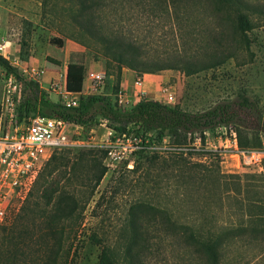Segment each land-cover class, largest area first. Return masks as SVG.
Masks as SVG:
<instances>
[{
	"label": "rangeland",
	"instance_id": "1",
	"mask_svg": "<svg viewBox=\"0 0 264 264\" xmlns=\"http://www.w3.org/2000/svg\"><path fill=\"white\" fill-rule=\"evenodd\" d=\"M248 2L255 6V11H243L253 24L244 39L235 28L237 11L214 13L206 0H184L176 9L170 0H107L102 14L104 26L97 34V26L94 27L90 35L79 29L76 7L65 0H0V44L6 45L7 60L19 75L16 77L11 73L19 82V102L33 98L35 91L30 85L33 81L45 90L48 100L61 104L63 95L58 90L53 91L51 79L69 65L82 64L86 65L83 95L109 96L115 101L112 94L114 78L105 74L103 84L94 85L87 79V73H105V59L99 52L98 37L118 35L123 42L136 46L140 57L150 59V62L166 60L176 67L156 72L157 83L145 93H137L139 99L145 97L166 103L160 93L161 88H166L175 98L171 105L197 113L245 94L258 103L264 116V0ZM75 41H81L89 48ZM227 55L231 57H225ZM221 60L222 63L211 65ZM30 67L42 69L44 74L37 78L26 76L23 70ZM147 78L156 81L155 77ZM4 93L5 84L0 77V108ZM129 101L133 106L136 101L133 92H129ZM106 128H110L108 123L100 120L82 128L79 139L101 144ZM262 141L264 145V136ZM190 142L187 138L186 144ZM88 149L102 150L79 147L58 151L73 158ZM174 157L185 158L189 165L203 163L208 172L196 168L198 174L193 177L188 167H168ZM133 160L138 164L137 172L126 167L127 161L107 170L86 206L83 226L67 264H99L101 246L90 236L100 232L103 219L101 227L105 242L115 246L128 206L137 198L163 208L183 223L201 220L210 211L205 212L207 207H211L213 226L218 231L224 230L229 223H237L245 213L234 198L226 195L223 180L233 174H252L253 170H235L223 156L204 158L199 153L149 151L136 154ZM233 185L234 182H227L230 190ZM104 192L109 203L101 208L102 211L94 213V204ZM17 212L15 210L6 218L5 224L12 222ZM35 213L39 214V210ZM251 253L249 248L230 246L223 264H264L263 257L249 258ZM145 264L206 263L191 249L169 240L158 252L149 255Z\"/></svg>",
	"mask_w": 264,
	"mask_h": 264
},
{
	"label": "trees",
	"instance_id": "2",
	"mask_svg": "<svg viewBox=\"0 0 264 264\" xmlns=\"http://www.w3.org/2000/svg\"><path fill=\"white\" fill-rule=\"evenodd\" d=\"M65 1L75 5V18L82 32L90 35L96 26L95 34L101 32L104 26L102 14L107 0ZM182 1L170 0V4L176 9ZM206 1L212 5L214 13L236 10L235 28L246 39V33L252 30L253 24L245 12L255 11L252 3L248 0ZM98 41L99 52L105 59V74L114 78L112 94L116 98L123 68L135 72L136 77L176 69L166 60L150 62V59L140 57L138 48L130 42H123L118 35L112 38L99 36ZM75 42L89 48L81 41ZM220 63L222 60L212 62L211 65ZM0 68L19 76L17 70L1 56ZM84 75L85 69L82 66L69 65L66 70V89L81 92ZM30 85L35 91L33 98L22 100L17 106L21 119L39 114L82 128L105 120L118 134H134L143 142L148 140L150 144L167 139L170 145L178 146L185 145L189 135L197 133L202 136L218 125H230L237 132L241 148L263 147L264 116L258 103L245 94L238 95L233 101L216 104L206 111L192 113L178 105L145 97L123 110L118 107L116 100L98 94L81 95L77 107H66L48 100L45 90L37 82L30 81ZM104 157V150L90 149L78 152L73 158L59 151L50 155L38 172L24 204L13 215L12 222L0 225V264L68 263L83 226L86 206L107 172ZM167 166L188 167L193 177L198 174L196 168L208 172L203 163L189 165L183 157H174ZM138 170L134 160L130 171ZM227 178L223 180L226 195L234 198L238 206L245 210L237 223H229L224 230H215L211 207H207L205 212L208 209L210 211L201 220L183 223L163 208L137 198L128 206L115 246L105 242V233L101 227L103 219L100 232L90 236L101 246L99 264H145L147 257L158 252L169 240L178 241L183 247L191 249L203 257L206 264H223L230 246L249 248L252 252L249 258H264V162L262 172L233 174ZM200 181L205 182L202 179ZM227 182H234L233 190L227 187ZM108 203L104 192L95 202L93 212L102 211ZM35 210H39V214Z\"/></svg>",
	"mask_w": 264,
	"mask_h": 264
},
{
	"label": "built area",
	"instance_id": "3",
	"mask_svg": "<svg viewBox=\"0 0 264 264\" xmlns=\"http://www.w3.org/2000/svg\"><path fill=\"white\" fill-rule=\"evenodd\" d=\"M0 56L8 59L6 45L0 44ZM26 76L40 77L44 71L30 67L24 69ZM0 77L5 84L4 98L0 108V225L13 212L20 209L31 191L38 172L44 161L54 151L64 148L99 147L105 151L104 164L108 169L127 161L126 167L133 168V157L136 153L155 152L181 153L183 155L199 153L204 158L216 155L229 159L235 170L263 171L264 145L262 148L244 149L239 146L236 130L230 125H218L212 131L203 135L197 133L188 136L190 143L185 145H170L167 139L160 143L143 142L134 134H118L111 128H106V134L101 144L84 142L79 139L82 127L70 124L58 118L33 114L20 118L17 112L19 103V82L17 78L0 69ZM87 79L94 85H102L104 72H88ZM135 84H142V77H137ZM53 91H60L66 107H77L79 97L66 89V72L58 73L51 79ZM166 104L175 101L172 93L161 88ZM138 96V95H137ZM116 102L119 108L125 110L131 107L129 97L118 92ZM107 123L105 120H101ZM104 126V125H103Z\"/></svg>",
	"mask_w": 264,
	"mask_h": 264
},
{
	"label": "crops",
	"instance_id": "4",
	"mask_svg": "<svg viewBox=\"0 0 264 264\" xmlns=\"http://www.w3.org/2000/svg\"><path fill=\"white\" fill-rule=\"evenodd\" d=\"M82 66L85 71H86V65L82 64L80 65ZM67 70V67H65V72ZM152 76L153 78H156V81H152L150 79H148L147 77ZM157 74H143L142 76V84L140 86L135 84L136 81V74L135 72L123 68L122 69V76H121V87H120V91L124 94H126L129 97V92H133V96L136 97V101L135 103L139 100V97L136 95L137 93L143 94L146 92V90H148L149 88L153 87L156 83H157ZM86 85V79H84V83H83V89L84 86ZM137 87L139 88V90L137 89ZM79 93L74 92L77 94L78 97H80L81 95H83V90ZM134 103V104H135Z\"/></svg>",
	"mask_w": 264,
	"mask_h": 264
}]
</instances>
